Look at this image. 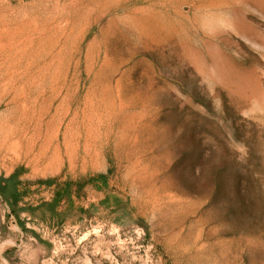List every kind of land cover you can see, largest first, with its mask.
Returning <instances> with one entry per match:
<instances>
[{
  "label": "rangeland",
  "instance_id": "rangeland-1",
  "mask_svg": "<svg viewBox=\"0 0 264 264\" xmlns=\"http://www.w3.org/2000/svg\"><path fill=\"white\" fill-rule=\"evenodd\" d=\"M0 264H264V0H0Z\"/></svg>",
  "mask_w": 264,
  "mask_h": 264
},
{
  "label": "bare ground",
  "instance_id": "bare-ground-1",
  "mask_svg": "<svg viewBox=\"0 0 264 264\" xmlns=\"http://www.w3.org/2000/svg\"><path fill=\"white\" fill-rule=\"evenodd\" d=\"M256 1V0H255ZM227 6H230V4H228ZM32 25V24H31ZM47 26V25H46ZM60 27V26H59ZM45 28V27H44ZM49 29V28H48ZM51 30V29H50ZM59 32V31H58ZM40 33V32H39ZM41 35V34H40ZM57 78V77H56ZM58 79V78H57ZM59 80V79H58ZM63 80V79H62ZM52 81V80H51ZM57 81V80H56ZM59 81H61V80H59ZM57 87V86H56ZM58 88H60L59 86H58ZM41 95V94H40ZM67 98V97H66ZM52 104V103H51ZM51 106V105H50ZM59 109V108H58ZM59 111V110H58ZM58 149V148H57ZM54 150H55V148H54ZM44 152L41 154V156H44L45 155V153H46V151L45 150H43ZM55 153H57V151H55Z\"/></svg>",
  "mask_w": 264,
  "mask_h": 264
}]
</instances>
